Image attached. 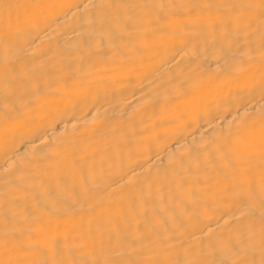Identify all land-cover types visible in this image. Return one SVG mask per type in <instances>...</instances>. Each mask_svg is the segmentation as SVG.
<instances>
[{"label": "bare ground", "instance_id": "obj_1", "mask_svg": "<svg viewBox=\"0 0 264 264\" xmlns=\"http://www.w3.org/2000/svg\"><path fill=\"white\" fill-rule=\"evenodd\" d=\"M0 264H264V0H0Z\"/></svg>", "mask_w": 264, "mask_h": 264}]
</instances>
